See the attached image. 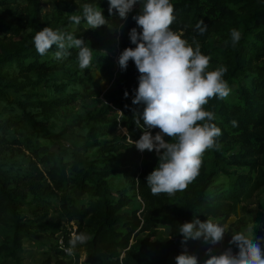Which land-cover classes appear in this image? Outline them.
<instances>
[{"label":"trees","instance_id":"16d2710c","mask_svg":"<svg viewBox=\"0 0 264 264\" xmlns=\"http://www.w3.org/2000/svg\"><path fill=\"white\" fill-rule=\"evenodd\" d=\"M170 2L174 7L175 17L170 30L181 34L189 41H193L195 37L196 41L202 43L200 50L203 55L210 56L215 52L220 57L221 68L227 69L222 79L227 82L230 92L234 83L239 84L230 100L215 96L203 106L204 110L214 113L211 123L221 129L222 134L216 138L219 147L205 151L199 175L183 192H176V195L152 194L146 177L159 163V156L152 151L144 150L141 154L134 146L131 153L126 156L116 154L103 157L101 151L114 150V147L125 145L104 140L99 136L92 142L91 146L95 149L88 158L81 153L80 148L70 149L60 143L58 151L51 152L46 144L38 143L40 137L45 138L49 134L45 136L46 134L38 133L48 132V128L45 125L46 121L36 115L37 111L42 109L44 115L50 117L63 105L61 104L63 98L35 99V96H30V100H22L18 99V95H32L41 84H50L54 74L60 70L61 73H65V70L72 69L73 71L70 70L68 73L73 74L78 80L86 79L90 75L91 67L84 70L79 68L78 49H70L69 56L56 59L55 45L47 55L42 56L33 43V36L45 27L76 34L70 27L71 11L68 10L66 13L59 11L54 18L44 21L39 15L41 9L39 2L31 0L33 8L25 22V27L29 28L30 32L21 38L17 37L26 30L20 31L16 27L5 26L4 19L0 15V221L13 227L14 230V235L9 241L0 243L2 264H23L24 259L20 256L19 250L21 251L24 238L33 228L22 220L24 219L21 215L22 203L31 207L32 211L37 213V219H41L47 213L48 203L45 195L51 189L49 184L47 189H44L36 176L38 174L24 162H17L11 156H2L1 152L8 138L15 137V133L23 135V140L31 145L37 158L41 152L45 154V158L39 160L51 163L48 173L56 189L77 188L92 198L87 202L82 201L80 205H77L79 200L75 197H73L75 203H70L66 196L61 199L62 215L68 222H78V228L75 230L72 225L65 227L56 224L51 228L50 235L54 236L57 252L70 259L67 264L78 262L84 251L86 253L84 264H177L175 257L183 252L197 256L198 264H204L210 258L205 249L207 243L202 238H189L185 242L183 235L178 232L179 226L191 222L196 217L204 221L210 216L220 217V225L223 226L225 220L240 203L252 200L264 186L262 168L264 163V0H170ZM99 7L105 18L120 17L118 12H109V6L105 1H102ZM141 10L142 5L138 2L126 18L120 17L126 27L120 37L118 59L126 48L136 47L131 43L129 33L133 27L138 31L142 30L133 19V16L139 14ZM79 14L81 12L77 15ZM201 20L208 25L207 31L202 35L196 30V25ZM82 22L86 23L83 20ZM232 29L242 34V39L236 45L231 41ZM76 35L77 38L84 39L86 46L93 49L92 63L100 65L102 61L109 59L107 54L95 50L99 45L97 42H92L85 35ZM212 35L221 38L224 43L222 48L210 43ZM15 38L20 40H14ZM122 72L125 75L124 81L121 80L120 75L117 84L105 94L109 101L122 107L123 123L131 135L139 139L143 130L134 123L133 110L140 108L139 111L142 112L144 105H133L130 95L132 93L136 95L135 90L139 86L138 77L141 73L132 60ZM125 91L128 92L127 97L124 95ZM76 93L77 91H72L70 94L76 95ZM18 109L23 113H19ZM111 110H113L112 106L105 103L92 113L95 121L101 122L90 124V135L99 133L104 125L106 127L116 123V117L111 119L109 115ZM232 121L237 122L236 126ZM198 123L203 124L205 121ZM26 126H31V129L27 127L24 130ZM67 132V127L62 128L59 137H66ZM169 142L174 143L176 140ZM86 145H89V149L92 148L88 142L84 144ZM140 165L146 171L139 182L140 194L147 205L145 224L135 211L126 215L122 210L129 202L128 199L122 200L123 202L116 201L108 194L109 176L112 175L123 174L130 187L135 189L137 170L130 168L138 169ZM233 165L243 166L245 170L231 180V186L225 191L216 189V175L227 173L229 167ZM33 166L37 167V164L33 163ZM33 202L37 206L33 207ZM123 218L126 220L122 221ZM156 224L169 228L168 239L150 242L136 235L140 227L149 230ZM72 232L87 233L92 239L83 245L78 244L73 250V255H68L65 249L70 246ZM59 237H62L64 242L62 247L57 243ZM133 240L135 242H132ZM229 247L234 253H238L239 248L235 244L228 243L223 251L215 252L214 249L212 255H219ZM261 247L264 251V244ZM10 258L11 262H8ZM57 263L64 264L63 260H58Z\"/></svg>","mask_w":264,"mask_h":264},{"label":"clouds","instance_id":"9594fccd","mask_svg":"<svg viewBox=\"0 0 264 264\" xmlns=\"http://www.w3.org/2000/svg\"><path fill=\"white\" fill-rule=\"evenodd\" d=\"M142 10L133 16L137 25L130 30L129 36L136 47L126 48L119 57V65L126 70L129 61H134L141 75L139 86L132 100L133 105H144L143 111L134 109V123L143 130L137 140H132L140 152L153 151L159 156L158 166L146 177L153 195L183 192L199 175L202 157L206 150L218 148L216 138L222 132L211 123L212 111L203 106L215 96L226 98L230 94L227 82L222 79L226 68L205 71L210 58L203 55L195 37V49L185 38L170 30L175 17L174 7L170 0H110L109 12L119 13L121 18L133 10L137 3ZM69 20L79 25L85 21L88 28L96 29L108 23L100 7L84 4L82 13L72 15ZM208 25L203 20L196 25L199 34L207 31ZM33 43L40 55H47L55 45L54 57L63 59L70 55V49H78L79 68L87 69L92 63V48L86 46L83 38L70 32L53 30L45 27L33 36ZM242 34L231 30L233 45L239 43ZM125 97L128 92L125 91ZM127 107V105H126ZM143 121V123H141ZM205 121L200 124L198 122ZM236 126V121H232ZM161 131L155 135L152 129ZM127 135V130L125 129ZM175 138L176 142L166 141L164 135ZM163 150V151H161ZM178 232L186 242L189 238L203 239L215 245L221 242L228 231L222 225L198 217L179 226ZM230 244H235L239 251L234 253L231 247L219 255H211L204 264H264V237L247 235L243 232H232ZM92 237L87 233L74 234L65 249L73 255L77 245L89 242ZM212 248L207 249L211 253ZM177 264H198L195 255L183 252L175 257Z\"/></svg>","mask_w":264,"mask_h":264},{"label":"rangeland","instance_id":"374dc122","mask_svg":"<svg viewBox=\"0 0 264 264\" xmlns=\"http://www.w3.org/2000/svg\"><path fill=\"white\" fill-rule=\"evenodd\" d=\"M40 5V18L41 20H48L54 18L56 13L64 11L65 13L69 10L72 15H77L79 12L82 13V6L84 4H92L93 6L99 7L102 1H105L109 6L110 0H37ZM33 5L31 0H0V15L3 17L5 26L16 27L23 31L22 35L17 37L21 38L30 32L29 28H26L25 22L30 17ZM118 12V11H117ZM108 23L99 26L96 29L88 28L87 23H81L76 25L72 23L71 29L76 34L85 35L92 42H97L99 45L95 48L96 51H100L109 56V59L102 61L100 65L91 63L90 75L86 79L78 80L73 74L68 72L73 71L72 69L65 70V73L57 71L54 74L50 84H41L38 86L32 95L23 94L18 95V99L30 100V96L37 98H63L60 108L56 109V112L46 117L44 113L39 109L36 113L40 118L45 120V125L48 128V132H38L39 134H46L49 136L38 140L39 144H46L45 146L51 152H57L58 146L61 143L67 148L76 149L80 148L81 153L90 158L94 152V147L91 146L94 139L99 136L104 140H111L124 144V147L117 146L114 150L105 149L101 151L103 157H108L116 154H122L126 156L131 153V149H134L135 144H132L134 138L125 123H123L124 112L120 105L109 101L106 97L107 92L117 84L120 79L124 81L125 75L121 70L118 59V52L120 49V37L125 32V23L118 16H112V18H106ZM45 25V24H44ZM43 25V26H44ZM20 27V28H19ZM8 33V32H6ZM10 33V32H9ZM20 40V39H14ZM187 40V39H186ZM187 42L195 49L193 41L187 40ZM199 43L200 49H202V43ZM210 43L215 47H223L224 43L221 41L219 36L212 35ZM210 58L209 66L205 70L213 71L221 69L220 57L213 52ZM243 82V81H242ZM121 84V82H120ZM239 86L238 83H234L231 86V92L227 100L231 99L234 94V90ZM94 88V89H92ZM72 91H77L76 95L70 94ZM131 99L135 97V93L130 95ZM108 103L112 106L113 110L110 111L109 115L112 118L116 117V123L99 126L102 127L101 131L95 132L90 135V124L92 122L100 123L101 121H95L92 113L102 107L103 104ZM140 110V108H136ZM19 113H23L21 109H18ZM3 115L5 113H2ZM114 120H111L113 122ZM27 127H24L25 130ZM67 127L66 137H59V133L62 128ZM31 129V126L29 127ZM127 130V135L124 130ZM152 134L155 135L161 130L154 128L151 130ZM104 132V133H102ZM106 132V133H105ZM24 134V132H23ZM264 134V131H263ZM51 135V137H50ZM166 141L174 140L175 138L164 135ZM88 142L92 147L89 149V145L84 146ZM114 143V142H113ZM136 148V146H135ZM34 150L31 145L23 140V135L15 133V137L8 138L7 143L3 149L2 156H11L17 162H24L26 166L31 167L34 173L40 181L44 189H47V185L51 186L49 192L46 193L45 199L48 203L47 213L42 216L41 219H37V213L35 214L31 207L27 204L22 203L23 211L21 215L24 217L23 221L27 222L32 226L33 230L29 231L23 240V246L21 251L19 250L20 256H23V264H58V260H63L64 264L69 262V257L61 255L57 252L55 247L54 236L50 235L51 228L53 225L60 224L61 226L67 227L68 225L73 226V230L78 228V222H68L61 212V199L66 196L69 202H74L73 197L77 200V205L80 203L90 201L92 198L87 193L80 191L77 188L69 187L68 190H64V187L56 189L49 178L48 169L51 163L46 161H40L39 158H45L44 153L39 154V158L35 156ZM157 154L155 150L152 151ZM143 154L144 152H140ZM33 163L37 164V167L33 166ZM232 168V169H231ZM264 169V163L262 165ZM130 170L136 171V188L130 187L126 176L123 174L109 176V196L114 200L128 199L129 202L123 206V211L127 214H131L135 211V214L145 224V213L147 209L146 201L140 194L139 182L141 176L146 172L145 168L140 165L138 169L130 168ZM245 168L239 165L230 166L227 173L218 174L215 177L216 189L225 191L231 186V180L240 172H243ZM129 174V173H128ZM176 195V194H175ZM30 197L32 195H29ZM123 198V199H122ZM123 202V201H122ZM75 203V202H74ZM33 207L37 206L33 202ZM208 219L214 223L220 224L221 218L216 216H210ZM122 221L126 218L121 219ZM118 226V224H117ZM57 226H55L56 228ZM223 227L228 231L225 233L223 240L215 245L207 243L205 249L212 248L211 253H207L209 256L214 252L223 251V248L229 243L232 238V232H243L247 235L264 237V186L259 189L254 198L250 201L242 202L238 205V208L231 213V215L223 223ZM136 235L140 239H144L150 242H156L157 240L164 241L169 238V228L162 225L156 224L149 230H143L141 227L136 231ZM14 235L13 227L8 226L3 221H0V243L9 241ZM137 238L136 236L134 237ZM132 242H135L134 240ZM83 261L86 258L85 251L82 252ZM3 259L0 256V264ZM8 262H11V258Z\"/></svg>","mask_w":264,"mask_h":264},{"label":"built area","instance_id":"2783aa9c","mask_svg":"<svg viewBox=\"0 0 264 264\" xmlns=\"http://www.w3.org/2000/svg\"><path fill=\"white\" fill-rule=\"evenodd\" d=\"M72 234V236L74 235V233L72 232L71 233ZM57 243H59L60 245H61V247L64 245V242H63V239H62V237H59L58 239H57ZM83 255L80 257V259H79V261L78 262H76V261H74L72 264H84V261H83Z\"/></svg>","mask_w":264,"mask_h":264}]
</instances>
